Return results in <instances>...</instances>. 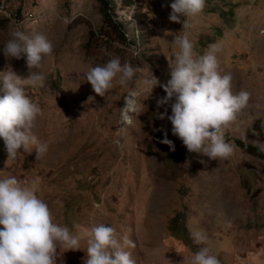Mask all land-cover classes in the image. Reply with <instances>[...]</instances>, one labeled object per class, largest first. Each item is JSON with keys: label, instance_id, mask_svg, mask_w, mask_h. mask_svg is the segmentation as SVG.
Listing matches in <instances>:
<instances>
[{"label": "rangeland", "instance_id": "374dc122", "mask_svg": "<svg viewBox=\"0 0 264 264\" xmlns=\"http://www.w3.org/2000/svg\"><path fill=\"white\" fill-rule=\"evenodd\" d=\"M0 1L11 15H0V74L10 68L21 78L31 71L44 75V87L26 90L42 109L32 131L48 145L39 158L29 146L7 161L0 139V180L37 181V195L55 222L75 234L93 225L113 227L121 242H135L127 250L136 264H191L200 247L220 264H264V0H206L199 14L186 18L194 52L203 55L218 44L219 71L231 74L234 93H250L224 129L233 154L216 160L188 152L167 118H158L165 111L157 107L162 88L149 94L139 83L148 70L161 83L170 78L178 51L170 42L183 35L182 24L168 19L172 0H135L121 10L112 0L110 17L97 0ZM125 22L121 37L116 27ZM18 29L52 43L39 69L28 68L26 55L4 56V44ZM113 56L146 71L129 87L114 82L106 96H97L86 72ZM130 88L140 92L138 111L122 126L119 108ZM4 94L0 80V98ZM165 133L175 151L160 143ZM244 146L255 147L258 156ZM195 230L206 234L204 244L192 238ZM86 247L81 239V250L61 249L57 264H84Z\"/></svg>", "mask_w": 264, "mask_h": 264}, {"label": "clouds", "instance_id": "9594fccd", "mask_svg": "<svg viewBox=\"0 0 264 264\" xmlns=\"http://www.w3.org/2000/svg\"><path fill=\"white\" fill-rule=\"evenodd\" d=\"M205 4L206 0H172L168 19L182 24L183 35L174 36L170 42L173 49H178L172 61L174 67L168 73L170 78L161 83L148 70L139 83L149 94L157 86L162 88L165 95L158 98L157 107H164L165 111L158 118H167L172 135L182 141L188 152L210 160L227 159L235 146L225 141L224 129L247 106L250 93L245 90L234 93L231 74L219 71L218 44L210 45L203 55L194 52L188 32L191 25L186 18L199 14ZM132 51L134 56L139 55L137 50ZM52 52L53 45L44 35H27L19 29L11 34L3 48L6 58L20 59L22 54L26 55L29 69H39L43 58ZM145 71L143 67L134 66L130 61L122 63L118 56H113L103 65L90 67L86 81L97 96L104 97L113 89L114 82L127 88L138 73ZM0 80L5 93L0 98V139L4 142L7 161H14L20 154L18 150L25 151L29 146H34L39 158L47 152L48 145L42 143L32 129L42 109L26 89L44 87L45 77L31 71L27 78H21L9 68L0 74ZM139 95L138 90L130 88L124 97V104L119 108L122 126L132 123L131 114L138 111L136 97ZM115 143L122 147L119 140ZM160 143L175 151L167 133ZM38 191L37 181L22 184L15 177L0 180V264H57L61 249L63 253L81 250V239H85L87 245L84 264H136L127 250L136 247L132 239L125 237L121 242L116 230L104 224L82 229V235L73 233L68 226L55 222L48 203L37 195ZM192 238L201 245L207 241L206 234L200 230L193 231ZM191 264H220V261L208 247H200L192 255Z\"/></svg>", "mask_w": 264, "mask_h": 264}, {"label": "trees", "instance_id": "16d2710c", "mask_svg": "<svg viewBox=\"0 0 264 264\" xmlns=\"http://www.w3.org/2000/svg\"><path fill=\"white\" fill-rule=\"evenodd\" d=\"M101 6V8L104 10V15H106L107 17H110L114 8H115V3L112 0H97ZM135 3V0H119V10H121L120 8H126V7H130ZM131 18L128 20L130 21ZM129 22H125L122 24H118L116 29L119 30V34L121 37H123L124 33L127 31V27H128ZM244 150L247 151V153H252V154H257V153H253V152H257L255 150H257L255 147L252 146H244L242 147ZM258 156V155H255ZM262 156V154H261Z\"/></svg>", "mask_w": 264, "mask_h": 264}, {"label": "built area", "instance_id": "2783aa9c", "mask_svg": "<svg viewBox=\"0 0 264 264\" xmlns=\"http://www.w3.org/2000/svg\"><path fill=\"white\" fill-rule=\"evenodd\" d=\"M0 15L6 19L10 18V13L6 11V6L0 1Z\"/></svg>", "mask_w": 264, "mask_h": 264}]
</instances>
